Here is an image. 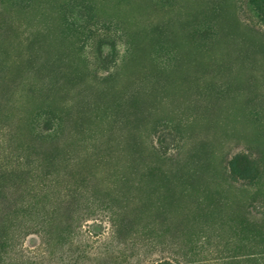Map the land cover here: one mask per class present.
<instances>
[{
  "label": "rangeland",
  "instance_id": "obj_1",
  "mask_svg": "<svg viewBox=\"0 0 264 264\" xmlns=\"http://www.w3.org/2000/svg\"><path fill=\"white\" fill-rule=\"evenodd\" d=\"M263 2L0 0V264H264Z\"/></svg>",
  "mask_w": 264,
  "mask_h": 264
},
{
  "label": "trees",
  "instance_id": "obj_2",
  "mask_svg": "<svg viewBox=\"0 0 264 264\" xmlns=\"http://www.w3.org/2000/svg\"><path fill=\"white\" fill-rule=\"evenodd\" d=\"M264 3V2H263ZM100 47H105L108 50V53L105 55L107 61L108 58L114 53V46L107 37L100 39ZM40 119L43 129L51 133L58 131L61 125V119L57 116L54 111L50 109H44L40 113ZM167 134H172L171 131H167ZM170 137V136H169ZM171 140L174 139L173 135ZM230 170L233 175L240 179H252L255 177L256 169L255 162L250 157L245 154L236 155L230 162ZM154 264H170L168 261H161Z\"/></svg>",
  "mask_w": 264,
  "mask_h": 264
}]
</instances>
